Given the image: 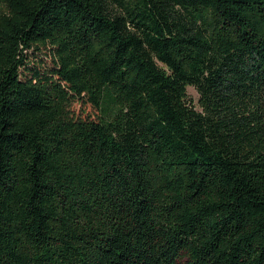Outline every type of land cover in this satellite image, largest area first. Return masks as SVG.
Masks as SVG:
<instances>
[{"label":"trees","instance_id":"16d2710c","mask_svg":"<svg viewBox=\"0 0 264 264\" xmlns=\"http://www.w3.org/2000/svg\"><path fill=\"white\" fill-rule=\"evenodd\" d=\"M0 264H264V0H0Z\"/></svg>","mask_w":264,"mask_h":264},{"label":"rangeland","instance_id":"374dc122","mask_svg":"<svg viewBox=\"0 0 264 264\" xmlns=\"http://www.w3.org/2000/svg\"><path fill=\"white\" fill-rule=\"evenodd\" d=\"M188 95L191 101L193 102L194 106L197 109H199V106H198L199 94L197 90L194 87H188Z\"/></svg>","mask_w":264,"mask_h":264}]
</instances>
